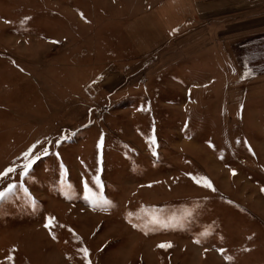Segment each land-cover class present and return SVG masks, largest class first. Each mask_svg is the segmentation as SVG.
<instances>
[{
  "label": "rangeland",
  "instance_id": "1",
  "mask_svg": "<svg viewBox=\"0 0 264 264\" xmlns=\"http://www.w3.org/2000/svg\"><path fill=\"white\" fill-rule=\"evenodd\" d=\"M263 14L264 0H0V172L16 169L0 178L16 185L0 264H86L85 248L90 264H264V34L247 35ZM158 24L166 42L139 57L131 36Z\"/></svg>",
  "mask_w": 264,
  "mask_h": 264
},
{
  "label": "snow or ice",
  "instance_id": "2",
  "mask_svg": "<svg viewBox=\"0 0 264 264\" xmlns=\"http://www.w3.org/2000/svg\"><path fill=\"white\" fill-rule=\"evenodd\" d=\"M54 43H55V41H54ZM248 74H250V73H247L246 75H248ZM102 143H103V137H101V140H100V142L98 144V147L101 146ZM151 143L155 144V139L154 138L152 139ZM31 153H32V148H29V150L26 151L23 154V159L26 161L24 163V165H23V170H24V173L25 174L32 167V165L35 163V161L37 159H39V156L38 155L35 156V157H32L31 156ZM45 154H47L46 153V150H45ZM155 154L156 153L153 152V155H155ZM15 171H16V169L14 167H9L6 170H4L3 172H0V178L7 177L10 173H13ZM232 175H236V172L234 170L232 172ZM94 179H95V183L99 186V184H100L99 178L98 177H95ZM197 182L198 183H202L203 187H205V188L212 189L213 191L215 190L213 188L211 182L207 178L200 177ZM15 187H16V185L9 184L5 190L0 191V200L5 199L6 195L8 193L12 192ZM261 191H264V189H261ZM88 193H89V189H88L87 183H85V200L88 201L91 204L93 210H95L98 206L101 207V209L103 210V205L108 204V201L103 200L102 198L100 200L90 199ZM152 219H153V222H157V220H156L155 217H153ZM51 222H52V218H49V224H51ZM49 224H46L45 227H49ZM133 226L135 227V225H133ZM53 239H55V237H53ZM197 242H199V241H197ZM158 247H160V248H168V247H171V245L170 244H168V245L161 244V245H158ZM245 250L247 251L248 249H245ZM80 251H82L83 254H84V258H85L86 264H90V261H88V259H87L88 258V255H89L88 250L85 248V249H81ZM10 259H11V257H10Z\"/></svg>",
  "mask_w": 264,
  "mask_h": 264
},
{
  "label": "crops",
  "instance_id": "3",
  "mask_svg": "<svg viewBox=\"0 0 264 264\" xmlns=\"http://www.w3.org/2000/svg\"><path fill=\"white\" fill-rule=\"evenodd\" d=\"M207 8L205 7V5H199V14H197L198 16V25H202L205 23L206 25V17L205 15H203V11H206ZM174 10L170 9V13H172ZM178 16H180L178 14ZM264 16V14H263ZM182 18L184 19L181 25H184L186 22L188 21V19L185 18L184 12L182 15ZM210 23H212V21L210 20ZM156 32L149 38H144V37H137L135 35L131 36V39L135 45V48L137 50V52L139 53V57H144L146 55H148L149 53H151L154 49H156L159 45H162L166 42L167 40V35H166V31L165 29L160 25H156L155 27ZM186 30V29H185ZM260 34H264V27L263 28H258L253 30L252 32L249 31L247 35H260Z\"/></svg>",
  "mask_w": 264,
  "mask_h": 264
},
{
  "label": "trees",
  "instance_id": "4",
  "mask_svg": "<svg viewBox=\"0 0 264 264\" xmlns=\"http://www.w3.org/2000/svg\"><path fill=\"white\" fill-rule=\"evenodd\" d=\"M260 38H264V35L263 36H259L256 39H260ZM253 40H255V39H253ZM253 40H251V41H253Z\"/></svg>",
  "mask_w": 264,
  "mask_h": 264
}]
</instances>
